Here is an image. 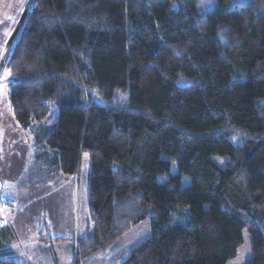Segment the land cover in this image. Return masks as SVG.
<instances>
[{"label": "trees", "instance_id": "1", "mask_svg": "<svg viewBox=\"0 0 264 264\" xmlns=\"http://www.w3.org/2000/svg\"><path fill=\"white\" fill-rule=\"evenodd\" d=\"M213 2L32 5L7 56L10 101L23 128L49 119L38 142L63 176L89 154L75 264L146 219L152 234L120 264H227L245 229L248 264H264V0ZM5 226L0 264H21Z\"/></svg>", "mask_w": 264, "mask_h": 264}, {"label": "rangeland", "instance_id": "2", "mask_svg": "<svg viewBox=\"0 0 264 264\" xmlns=\"http://www.w3.org/2000/svg\"><path fill=\"white\" fill-rule=\"evenodd\" d=\"M213 1L199 0L201 9L210 8L214 3ZM27 2L28 0H0V58L7 39ZM12 80L11 70L6 66L0 75V210L7 211L8 207L14 204L16 213L23 216L20 221L23 234L28 229L33 228V224L39 218L49 214L54 225L52 228L53 235L67 238V244L63 245L62 253H69L70 245H73L76 239L85 233L86 220L90 219L88 204L89 154L83 155L79 174L73 177L76 186L74 195L77 197V201L74 202L72 208V217L78 215L79 224H70L72 222L69 220L71 216L70 190L67 185L65 186V183L63 184L64 176L58 171L56 162L51 160L52 155L47 152L46 146L38 142V137L45 135L50 125L49 119L34 122L28 128H23L18 123L10 101V82ZM94 99L101 103L106 102L96 93ZM115 99L118 101L125 99V95L118 92ZM54 114L55 111L52 112L51 117ZM172 170L174 172L177 170L176 165H173ZM160 179L165 180L166 177L161 176ZM188 181L189 178L184 177L183 183ZM4 201L5 205H3ZM63 213L68 220L61 222L57 218ZM1 215L3 216V214ZM151 234V220L146 219L140 222L116 240L114 243L116 245L115 250L111 252L105 264H111L115 256L125 253L129 248L134 247ZM243 234V242L238 248L236 257L229 260L227 264H248L251 260V237L246 229ZM28 241L29 239L24 237L20 239V243L14 239L6 243V249L12 251L16 259L23 264L34 263L28 257L33 247L31 249L25 248V243ZM1 242L4 243L5 240L1 239ZM57 245L60 247L61 244ZM105 251L107 252V249L103 253ZM31 253L37 254V251ZM107 253L109 254V252ZM75 257L74 251L73 260ZM60 264H67V262L62 261L61 256ZM82 264H84L83 260Z\"/></svg>", "mask_w": 264, "mask_h": 264}, {"label": "crops", "instance_id": "3", "mask_svg": "<svg viewBox=\"0 0 264 264\" xmlns=\"http://www.w3.org/2000/svg\"><path fill=\"white\" fill-rule=\"evenodd\" d=\"M62 181H63V184L65 183V186L66 185L68 186L70 190V194H71V202H70L71 216L69 220L72 222H70V224H73V223L79 224V219L77 220L78 215L76 217H72V208L74 206V202L77 201V197L74 195L75 188H76V186L74 185V179L73 177L64 176ZM12 205L13 206L8 207L7 211L5 210L3 212L0 210V216H2L1 214H3L2 218L6 221L5 232H8V233L10 232L11 234H13L14 240L16 242H19L20 239L24 237H27L29 239V241L25 243V248H29V249H31L32 247L34 248V250L32 248V250L30 251V255L28 256L32 261H34L33 264H60V256L62 257V261L67 262V264H73V263L75 264V260H73L75 249L72 244L70 245L71 248H70L69 253H62V250L64 249L63 245L67 244L66 241L62 243H55V244H43L42 242L38 240V235L41 232H47L53 235L52 228L54 225L51 222L49 214H48L49 217L46 216V217L39 218L33 224V228L28 229L26 232L27 234L26 233L23 234L21 230L22 223L20 222L21 219H23V216L20 215L19 213H16L15 211L16 207L14 208V204ZM57 219H59V221L61 222L68 220L64 213L58 216ZM89 224H90V219L86 220V229L88 228ZM57 244H61L60 247H57L58 246ZM115 247L116 245L114 244L111 245L110 247L107 248V252H109V254L106 251L105 253H103L104 251H102L97 256H92L90 259H87V261H84V264H105L108 260V257L111 255V252H114ZM130 249L131 248H129L125 253L115 256L112 259L111 264H120L119 262L120 258L125 256ZM32 251H37V254L36 253L32 254L31 253ZM20 263L23 264L22 262ZM79 264H82V262Z\"/></svg>", "mask_w": 264, "mask_h": 264}, {"label": "water", "instance_id": "4", "mask_svg": "<svg viewBox=\"0 0 264 264\" xmlns=\"http://www.w3.org/2000/svg\"><path fill=\"white\" fill-rule=\"evenodd\" d=\"M34 2H35V0H28L18 22L16 23V25L13 28L10 36L7 39V42L5 44L4 50H3L1 58H0V75L6 66L7 56L9 54V52H10V50L14 44V41L17 38L23 24L25 23L27 16H28Z\"/></svg>", "mask_w": 264, "mask_h": 264}, {"label": "built area", "instance_id": "5", "mask_svg": "<svg viewBox=\"0 0 264 264\" xmlns=\"http://www.w3.org/2000/svg\"><path fill=\"white\" fill-rule=\"evenodd\" d=\"M3 204H5V201L3 202Z\"/></svg>", "mask_w": 264, "mask_h": 264}]
</instances>
